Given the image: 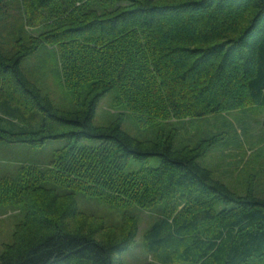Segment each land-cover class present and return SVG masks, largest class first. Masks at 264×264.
Segmentation results:
<instances>
[{
	"label": "trees",
	"instance_id": "1",
	"mask_svg": "<svg viewBox=\"0 0 264 264\" xmlns=\"http://www.w3.org/2000/svg\"><path fill=\"white\" fill-rule=\"evenodd\" d=\"M59 1L0 0V143H59L46 171L30 163L16 174H57L52 179L74 192L45 189L43 209L30 205L0 264H124L138 224L122 236L103 220L78 222L76 190L112 198L85 180L136 200L132 191L145 187L142 197L152 196L155 206L185 198L177 216L164 208L144 233L146 252L159 264H264V197L252 188L240 195L216 177L204 160L203 136L178 143L176 126L134 135L121 115L95 123L101 99L115 90L131 111L178 121L219 120L246 104L264 108V0H121L128 5L104 13L75 7L54 23L45 11ZM44 22L49 30L26 36L24 27ZM11 41V50L3 47ZM55 66L76 90L70 109L58 108L41 88L42 70ZM35 111L42 114L38 127L20 121ZM150 158L159 165L127 172L133 161ZM137 174H152L153 184Z\"/></svg>",
	"mask_w": 264,
	"mask_h": 264
},
{
	"label": "rangeland",
	"instance_id": "2",
	"mask_svg": "<svg viewBox=\"0 0 264 264\" xmlns=\"http://www.w3.org/2000/svg\"><path fill=\"white\" fill-rule=\"evenodd\" d=\"M127 5L128 2L121 0H62L45 11V18L55 23V21H61L60 18L66 17L67 13L74 10L75 7L81 8V12L95 9L104 13L119 6ZM49 29V25L45 22L36 29L24 27L26 36H40L41 33ZM13 46L14 43L11 41L3 47L11 50ZM58 69L61 70V67L59 66ZM58 69L55 66L52 67V72L49 69L42 70L44 81H41V88L51 96L58 108L70 109L75 104L74 92L76 90L62 79ZM122 97L125 98L123 93L116 90L104 96L97 109L95 123L107 125L121 115L126 117L124 129L134 135L154 137L160 128L169 131L170 127L176 126L178 143L186 144L191 140L194 144L203 136L209 147L204 160L213 169L216 177L227 183L240 195H245L252 188L257 196L264 197V108L246 104L235 110L225 112L219 120L217 117L209 116L199 120L188 118L178 121L172 117L164 118L160 114L154 115L153 112L146 111L148 117L147 114L142 115L139 111H131L128 109L130 107L125 105L127 98L122 99ZM41 116L40 111H35L20 117L22 119L20 121L30 120L35 127H38ZM94 143L91 140L83 141L85 145ZM58 145L61 146L59 143L50 141L42 148H31L10 145L5 142L0 143V179H6L7 182L5 187L0 183V255L5 253L9 247H13L11 245L15 242L17 226L20 223L21 225L24 224L29 218L30 205L36 206L34 209L38 211L43 209L41 206L45 200V189L63 192L64 194H74L70 188H66L65 183H58L56 179H52L57 174H42L43 176L33 174V177H28L27 174H16L19 168L30 163L46 171L48 164L50 168L53 151ZM159 163V158H150L146 164L133 161L127 172L138 173L147 168L157 167ZM137 175L136 179L143 181L147 186L153 184L150 179L152 174H148L144 178H140L144 174ZM85 181L90 189L105 191L112 195V198L111 200H102L97 195H88V190H76L79 213L82 215L78 217V222L84 219L88 225H95L103 220L106 226H111L112 229L118 228L122 236L127 233L126 230L132 226L133 222H137L138 235L135 244L129 251L121 255L123 263L159 264L146 252L144 233L164 208L170 209L172 207L170 212H172L173 217L177 216L184 207L181 205L185 204V198L179 196L176 202L171 199L167 203H160L159 206H155L151 199L152 196L147 194L146 197H142L146 193L145 187L137 192L132 191L141 197L136 200V197L131 194H115L112 190H105L90 180ZM61 189H65V191H61ZM27 192L28 198L24 200L23 193L26 194ZM189 197L191 198V195ZM62 206L65 208L67 203Z\"/></svg>",
	"mask_w": 264,
	"mask_h": 264
}]
</instances>
